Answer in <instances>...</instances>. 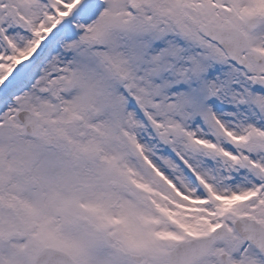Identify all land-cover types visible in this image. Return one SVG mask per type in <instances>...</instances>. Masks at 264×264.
Segmentation results:
<instances>
[{"label": "snow or ice", "instance_id": "6c2138e0", "mask_svg": "<svg viewBox=\"0 0 264 264\" xmlns=\"http://www.w3.org/2000/svg\"><path fill=\"white\" fill-rule=\"evenodd\" d=\"M0 264H264V0H0Z\"/></svg>", "mask_w": 264, "mask_h": 264}]
</instances>
